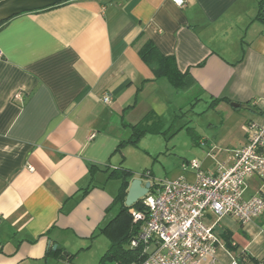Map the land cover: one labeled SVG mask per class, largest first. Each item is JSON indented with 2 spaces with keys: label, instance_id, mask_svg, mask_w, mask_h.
<instances>
[{
  "label": "crops",
  "instance_id": "1",
  "mask_svg": "<svg viewBox=\"0 0 264 264\" xmlns=\"http://www.w3.org/2000/svg\"><path fill=\"white\" fill-rule=\"evenodd\" d=\"M258 2L67 0L0 26V264H48L51 245L70 254V246H89L119 208L113 198L120 181L108 174L133 170L131 146L117 150L130 134L124 123L148 111L170 126L166 139L182 128L191 132V122L209 115L211 130L193 131L198 146L190 152L203 154L199 163L209 172L228 163L231 150L245 143L244 124L264 121ZM139 34L173 58L185 74L183 89L154 77L137 53ZM148 135L138 143L144 141L145 155L183 153L172 141L164 149L150 145ZM188 158L177 177L192 181L188 162L195 157ZM143 176L155 182L152 170ZM133 178L140 177L129 183ZM253 194L264 196V179H248L243 197ZM218 229L237 251L264 258V210L244 224L222 216ZM223 241L216 254L230 260Z\"/></svg>",
  "mask_w": 264,
  "mask_h": 264
},
{
  "label": "built area",
  "instance_id": "2",
  "mask_svg": "<svg viewBox=\"0 0 264 264\" xmlns=\"http://www.w3.org/2000/svg\"><path fill=\"white\" fill-rule=\"evenodd\" d=\"M173 1L184 6V0ZM102 99L109 102L108 95ZM244 132L245 143L232 149L228 163H218L214 172L191 159L192 181L180 176L150 183L140 208L131 213L138 230L127 246L136 250V259L120 264H220V218L228 215L244 224L264 210L263 195L243 197L250 177L264 179V121H247ZM229 264H237L233 255Z\"/></svg>",
  "mask_w": 264,
  "mask_h": 264
},
{
  "label": "trees",
  "instance_id": "3",
  "mask_svg": "<svg viewBox=\"0 0 264 264\" xmlns=\"http://www.w3.org/2000/svg\"><path fill=\"white\" fill-rule=\"evenodd\" d=\"M65 1L67 0L62 1L59 4H62ZM255 18L264 22V0H259L258 11ZM5 21L6 20L0 22V26ZM136 50L139 57L151 68L155 78L165 77L176 89L184 88L185 82L182 79L185 74H181L177 70L173 58L162 54L149 38L139 34L136 43ZM214 102H216V100H213L211 105ZM232 105L234 106V104ZM235 107L249 108L246 104L243 106L238 104ZM124 126L129 127L130 134L126 139L120 140L117 150L125 145H136L141 137L148 133L166 136L170 131V126L166 129L163 128V123L153 111H148L135 124L124 123ZM188 129L190 130V128ZM191 137L193 141H196L193 131L191 133ZM132 176L133 172L125 167L114 169L108 174V178L118 179L120 181L118 191L113 198V203L118 204L119 208L114 217H112L103 227L100 228V231L106 233L111 240L108 248L99 258L100 264L129 263L136 259V250L130 249L127 244L138 230V224L132 220L131 213L133 209L140 208V200L131 206L124 205V200L129 186V179ZM223 237L225 239V246L227 249L235 252L233 256L237 261V264H264V258L256 259L244 250L237 251L238 245L232 241L228 232L224 233ZM46 255L47 257L66 258L69 260L72 259L73 256V254H70L67 251L65 252L63 247L56 246L53 249L52 245L49 246Z\"/></svg>",
  "mask_w": 264,
  "mask_h": 264
},
{
  "label": "rangeland",
  "instance_id": "4",
  "mask_svg": "<svg viewBox=\"0 0 264 264\" xmlns=\"http://www.w3.org/2000/svg\"><path fill=\"white\" fill-rule=\"evenodd\" d=\"M184 94V93H183ZM185 99H191L193 96L189 93H185L184 95ZM209 115H204V117H201L200 119L195 120V122H191L190 128H192V131L196 133L197 135H201L202 131L208 132L211 130V126L206 122L207 117ZM173 128H171L172 130ZM192 131L188 132L186 128H182L180 130H177L172 136H170L168 139L166 137L169 136H160L151 134L148 135L147 138H151L150 145H157L159 144V147L165 146V143L167 142H175L181 152V154H174L173 152H160L155 153L152 156H149L148 154L145 155V149L143 148L144 141L139 146V141L136 145H126L131 146L128 147V153H129V162L133 167V174L137 177H140L143 182L146 180L145 176L146 172L153 171L154 172V180L155 182H160L165 177H177L183 170L182 167H184L183 162L186 158L193 156L195 159L199 162L202 158L204 159L203 154L190 152L191 148L197 147L198 145L194 144V141L191 137ZM150 136V137H149ZM151 142L153 144H151ZM171 143H169L170 148ZM155 149V147L153 148ZM206 160V159H205ZM209 162V160H206ZM153 164V165H152ZM147 165V166H144ZM147 167V168H144ZM146 169V170H145ZM145 173V174H144ZM149 174V173H148ZM150 177V176H149ZM151 179L147 180L149 182ZM146 182V181H145ZM89 242H86L89 245L87 247H84L78 251H76L74 247L70 246V251L73 254L72 259H66V258H55L49 259L48 264H100L99 258L100 256L105 252V250L108 248L110 244V238L106 233H103L100 231V229L95 233L94 237L88 240ZM230 255L235 253L234 251H230ZM219 255V256H218ZM217 258L219 260V263L222 264L224 262H228L229 258L224 256H220L218 253ZM229 255V257H230ZM229 264V263H227Z\"/></svg>",
  "mask_w": 264,
  "mask_h": 264
},
{
  "label": "water",
  "instance_id": "5",
  "mask_svg": "<svg viewBox=\"0 0 264 264\" xmlns=\"http://www.w3.org/2000/svg\"><path fill=\"white\" fill-rule=\"evenodd\" d=\"M64 0H0V22L7 20L17 14L33 12L52 7ZM238 104H234L237 106ZM189 159V158H188ZM150 182H142L141 178H133L128 186L127 194L124 200L125 206H131L142 198ZM56 245H53L55 248Z\"/></svg>",
  "mask_w": 264,
  "mask_h": 264
}]
</instances>
